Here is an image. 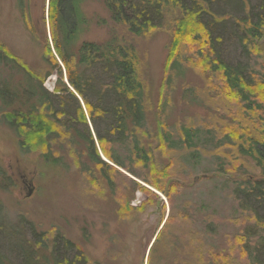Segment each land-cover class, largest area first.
Segmentation results:
<instances>
[{
  "label": "rangeland",
  "instance_id": "1",
  "mask_svg": "<svg viewBox=\"0 0 264 264\" xmlns=\"http://www.w3.org/2000/svg\"><path fill=\"white\" fill-rule=\"evenodd\" d=\"M259 2L202 3L213 14L203 18L212 23L214 50L228 67L243 68L244 84L254 83L249 89L239 82L240 92L233 93L221 73L209 68L213 56L202 31L195 27L198 35L190 34L193 26L184 19L172 27L176 12L166 11L160 27L135 35L115 23L104 0H81L85 22L71 51L78 55L85 42L133 50L142 84L143 125L130 126L125 141L105 143L103 151L94 122L68 84L53 47L49 0H0V45L44 77L40 90L54 92L61 76L87 122L67 123L74 114H64L58 118L69 126L68 133L59 126L39 129L49 124L40 110L39 118L18 121L22 128L12 126L6 111L41 108V81L0 53V94L8 93L0 95L2 230L17 229L32 241V233L46 238L39 258H51L58 234L62 242L55 255L74 258L78 251H68L63 243L68 241L91 263L264 264V196L252 189L253 181L264 182V158L252 141L264 133V29L251 38L253 45L246 44L241 30L257 20ZM47 44L57 67L44 59ZM97 126L103 133L99 121ZM85 128L107 165L88 158L80 138L89 134ZM184 130L191 133L189 144L183 141ZM29 179L34 190L25 197ZM161 182L169 196L157 187ZM3 235L0 250L17 258Z\"/></svg>",
  "mask_w": 264,
  "mask_h": 264
},
{
  "label": "trees",
  "instance_id": "2",
  "mask_svg": "<svg viewBox=\"0 0 264 264\" xmlns=\"http://www.w3.org/2000/svg\"><path fill=\"white\" fill-rule=\"evenodd\" d=\"M205 1L210 3L211 0H104L105 6L110 11L115 23L125 26L130 33L135 35L160 27L163 24L164 20L162 18L165 17L166 11L172 10L176 12L178 14L176 15L177 19L174 18L172 27L177 28L176 23H180L184 19L185 24L188 22L193 26L189 32L190 34L197 29L199 34L202 31L206 39L204 44L213 56V60L209 62V68L221 73L227 84L226 89L233 91V93L240 92L239 82L251 89L254 83L252 81L251 85H247L248 82L246 81L248 80L242 76L243 68L241 66H236L235 68L228 67L214 50L212 23L203 18L204 13H209L212 17L213 14L202 5ZM260 2L261 10L257 13V20L249 23L246 22V26L241 28L248 45H253L251 38L257 37L264 29V0H260ZM80 3L81 0H49L48 20L51 27L53 47L65 66L68 84L84 102L86 110L94 122L96 137L104 151L105 143L114 142V139L116 141H125L128 137V132L132 131V128L134 129L143 125L145 112L141 101L143 95L142 84L139 81L138 63L133 50H128L121 46L119 48H110L92 42H85L80 46L78 55L71 51V43L76 39L79 27L85 22L80 9ZM193 34L198 35L196 33ZM242 37L241 39H243ZM246 44H243L245 48ZM46 46L47 57L45 56L46 58L44 57V59L48 60L51 67H57L58 62L51 53L48 44ZM0 53H2L3 57L11 59L19 65L29 77H39L38 79L41 83L38 86V90H40L44 77L30 71L19 58L8 52L2 45H0ZM82 65L92 66L94 68L93 72L81 71L79 67ZM58 72L62 74V70L59 67ZM103 75H106V77L104 78ZM261 82L264 83L263 80ZM261 82L260 86L262 85ZM231 84L235 85L232 86ZM0 95L4 98L7 97L8 93L6 90H3ZM37 97V103L41 108L29 111L12 110L5 112L4 116L6 119L8 117L12 118V122H9L12 126L16 127V124H19L18 121L20 120L30 121L34 117L39 118L37 115L40 110L43 113L44 121L47 122L48 120L49 124L46 128H43V125H39V129H49L50 126H59L64 132L68 133L69 126L58 118L64 114L68 116L74 114L73 119L68 120L67 123H73V120H75L78 123L87 124L84 121L81 104L78 102L73 91L63 82L61 76L57 80L54 92L40 90ZM52 97L56 98L57 106ZM98 121L103 126V133L99 132ZM21 126L19 124L17 128H22ZM23 127L27 126L24 125ZM34 128L38 129V124ZM30 129L28 128V130ZM85 131L86 134L89 132L86 128ZM80 136L87 146L86 153H89L88 158L96 164H106L99 158L91 133L89 132L87 136L84 134ZM260 138L262 139H252V141L257 147L260 156L264 158V133L261 134ZM191 139V133L184 130L183 141L189 144ZM135 145V147H138L137 144ZM145 160L146 156H144V152L142 151V161L145 162ZM4 178L6 181L7 179L10 180L9 177L4 176ZM144 181L149 182L147 179ZM155 183L153 184L156 186L158 181L156 180ZM263 183L262 180H255L252 186L254 191L260 192L258 196L261 197L264 196ZM161 185L162 182L157 187L169 196L171 192L168 193ZM171 189L173 191L174 187H171ZM26 227L30 231L32 230L29 224ZM2 231L5 239L9 241L12 251L18 253V256L17 258H9L0 250V264H102L99 262L91 263L79 247L65 240L63 243L67 250L69 251L71 248L76 247L75 251H78V253L75 254L74 258H65L63 255L58 257L55 255L56 248L62 242V238L58 234L53 236L52 239V245L50 246L51 258H39V250L46 247V238H35V234L31 232L35 239L32 241L26 239L24 236L22 237L17 229H9L5 232L0 226V233Z\"/></svg>",
  "mask_w": 264,
  "mask_h": 264
},
{
  "label": "water",
  "instance_id": "3",
  "mask_svg": "<svg viewBox=\"0 0 264 264\" xmlns=\"http://www.w3.org/2000/svg\"><path fill=\"white\" fill-rule=\"evenodd\" d=\"M27 184H28V188H27V192L25 193V197H29L34 190V186L32 185V179H29Z\"/></svg>",
  "mask_w": 264,
  "mask_h": 264
},
{
  "label": "flooded vegetation",
  "instance_id": "4",
  "mask_svg": "<svg viewBox=\"0 0 264 264\" xmlns=\"http://www.w3.org/2000/svg\"><path fill=\"white\" fill-rule=\"evenodd\" d=\"M23 183L25 184V181H23Z\"/></svg>",
  "mask_w": 264,
  "mask_h": 264
}]
</instances>
